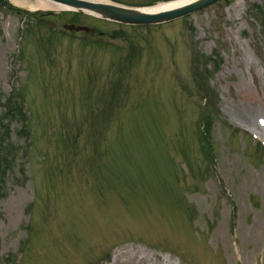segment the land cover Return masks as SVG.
<instances>
[{"label": "rangeland", "instance_id": "obj_1", "mask_svg": "<svg viewBox=\"0 0 264 264\" xmlns=\"http://www.w3.org/2000/svg\"><path fill=\"white\" fill-rule=\"evenodd\" d=\"M10 4L28 11L0 7L1 264H264V0L150 28ZM69 23L87 30H55ZM201 109L216 120L208 177Z\"/></svg>", "mask_w": 264, "mask_h": 264}, {"label": "water", "instance_id": "obj_2", "mask_svg": "<svg viewBox=\"0 0 264 264\" xmlns=\"http://www.w3.org/2000/svg\"><path fill=\"white\" fill-rule=\"evenodd\" d=\"M52 4L60 5L63 10H71L101 17L107 20L124 24H158L185 15L214 0H190L178 6L146 12L140 9H130L104 2L92 0H46Z\"/></svg>", "mask_w": 264, "mask_h": 264}, {"label": "bare ground", "instance_id": "obj_3", "mask_svg": "<svg viewBox=\"0 0 264 264\" xmlns=\"http://www.w3.org/2000/svg\"><path fill=\"white\" fill-rule=\"evenodd\" d=\"M16 5L26 7V8H32V9H42V10H59L62 9L60 5L52 4L50 2H37L36 4H33L31 2H28L27 0H12ZM92 1H98V0H92ZM165 6H161L160 8H164ZM146 11H152V9H145ZM253 112H256L255 106H253L250 110H248L247 117L241 116V118L246 122L247 125H251V117L253 115Z\"/></svg>", "mask_w": 264, "mask_h": 264}]
</instances>
